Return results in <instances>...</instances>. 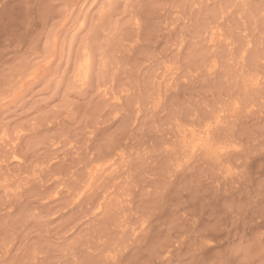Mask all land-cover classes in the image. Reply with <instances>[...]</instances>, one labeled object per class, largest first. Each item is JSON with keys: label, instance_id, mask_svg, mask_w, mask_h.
Here are the masks:
<instances>
[{"label": "rangeland", "instance_id": "1", "mask_svg": "<svg viewBox=\"0 0 264 264\" xmlns=\"http://www.w3.org/2000/svg\"><path fill=\"white\" fill-rule=\"evenodd\" d=\"M0 264H264V0H0Z\"/></svg>", "mask_w": 264, "mask_h": 264}]
</instances>
